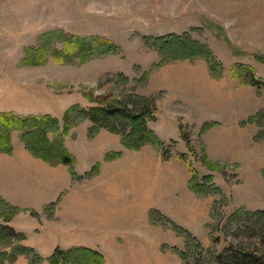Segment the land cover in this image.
Wrapping results in <instances>:
<instances>
[{"label":"rangeland","instance_id":"1","mask_svg":"<svg viewBox=\"0 0 264 264\" xmlns=\"http://www.w3.org/2000/svg\"><path fill=\"white\" fill-rule=\"evenodd\" d=\"M79 41L85 45H79ZM196 45L202 51L208 47L214 53L218 62L216 69L211 70L214 77L220 78L225 65L233 64L234 75L238 69L247 71L243 68L246 66L257 79L264 80V0H0V103L18 100L48 109L47 115L58 118L62 129L66 111L75 105L89 109L119 99L133 108L131 99L135 98L131 95L136 94L154 96L157 108L160 97L168 94L167 88L154 87L153 83L162 79L158 75L162 66L196 58L204 59L212 69L206 56L190 57ZM240 79L243 85L254 86L246 78ZM255 89L257 96L264 95L263 88ZM156 112L157 109L155 118L148 120L150 128L151 121L157 119ZM78 113L80 110L70 120L81 122L89 118L79 117ZM116 124L124 125L122 121ZM256 124L259 133L264 124ZM208 128L203 127V132ZM90 130V137L98 133L90 135ZM188 134L191 145L187 143L185 153L181 152L178 141H163L158 134L161 146L145 145L150 144L163 159L170 156L165 160L181 158L191 172V166L197 171L193 158L199 156L209 167L215 166L225 180L217 181L212 174L200 175L197 171L200 181L211 177L206 184L210 192L200 195H217L205 238L162 214H154V222L172 228L182 238L176 239L180 243H164L161 255L177 256L181 260L179 264H218V254L241 245L264 256V203L254 204L255 210L249 209L244 196H231L230 189L233 185L241 189L249 185L246 190L251 191L252 198L260 194L262 199V180L239 179L240 162L212 161L200 135ZM257 135L254 139L257 144L264 141V138L256 139ZM49 137L54 138L52 132ZM257 146L256 154H259V147L264 145ZM120 155L117 152L112 157ZM8 210L0 201V219H6L3 222L17 214L8 218ZM3 222L0 226L7 225ZM9 237L0 244V252L23 245L21 239L10 234ZM26 247L41 258L36 261L31 255L23 254L30 264H42L45 259L33 247ZM50 259L51 256L47 260ZM100 264H105L103 255Z\"/></svg>","mask_w":264,"mask_h":264},{"label":"crops","instance_id":"2","mask_svg":"<svg viewBox=\"0 0 264 264\" xmlns=\"http://www.w3.org/2000/svg\"><path fill=\"white\" fill-rule=\"evenodd\" d=\"M159 72L162 79L153 80L154 87L168 89V94L158 100L151 128L163 141H178L184 153L188 148L182 127L190 135H200L209 159L240 162L239 179L260 178L264 191V147L256 154L257 145L264 141L255 142L260 127L247 122L264 108V95L259 97L256 87L243 85L233 74V64L225 65L220 78L212 75L204 59L196 58L164 65ZM0 111L50 112L18 100L0 103ZM207 123L212 126L203 132ZM92 125L85 118L65 136V145L76 160V176L68 164H52L35 155L21 131H11V151L0 150V201L17 209V214L8 222L0 221L24 235L21 244L33 247L45 259L42 264H50L47 259L57 248H91L103 255L105 264H179L177 256L161 255V246L180 243L176 239L182 238L154 222L153 212L205 238L217 195L193 191V174L181 158L165 160L150 144L128 149L121 134L106 128L90 137ZM117 152L121 155L112 157ZM193 164L200 175L225 180L199 156ZM246 188L233 185L231 196H244L245 206L255 210L254 204L264 203V196L252 198ZM10 264L30 262L20 255Z\"/></svg>","mask_w":264,"mask_h":264},{"label":"trees","instance_id":"3","mask_svg":"<svg viewBox=\"0 0 264 264\" xmlns=\"http://www.w3.org/2000/svg\"><path fill=\"white\" fill-rule=\"evenodd\" d=\"M71 43L74 44V42ZM78 43L81 46L85 45V43H80V41ZM207 48L202 51L200 45H196L194 49L195 52L191 54L190 57L192 58L199 55L206 56L210 62L211 70H215L218 62L212 50ZM115 50L116 49L113 48V52H115ZM243 68H247V71H239L238 69L234 76L246 78V82L249 84L259 89H264V80L257 79L258 77L253 74L249 67L243 66ZM131 96L135 98L134 100L131 99V101L134 102L133 108H130L128 103L123 104V101L119 99L112 101L110 104L96 105L89 109H82L78 105L72 106L64 115L65 123L63 129L62 126H60V120L51 115H17L13 112L0 111V150L11 151V131L19 130L21 131L22 139L27 148L35 155L46 159L52 164H68L72 174L76 176L74 167L76 160L65 146L64 136L70 126L77 125L80 122L70 120L73 114L78 110H80V113H78L79 117L87 116L94 123L91 127L90 135H94L102 128H107L112 132L121 134L123 143L128 148L140 149L146 143L161 146L163 143L160 141L155 131L148 125V120L155 118V97H144L136 94ZM137 99L138 103H136ZM263 120L264 110L251 116L247 122L264 124ZM117 121H122L124 125L119 126L116 124ZM211 126L212 123H207L204 127L208 128ZM182 129L183 138L187 141L188 145H191L188 132L184 130V127H182ZM49 132L53 133V139H50ZM257 138H264V127L258 133L256 139ZM182 156L184 157V155ZM169 157L170 156H165L164 158L168 159ZM191 169L193 172V189L199 194H207V192H210L209 188H206V184L211 177H204L203 181H200V176L197 171L192 166ZM89 174H87V176ZM4 205L9 209L8 218L16 213L17 209L5 203ZM154 214L156 213L153 212V216H155ZM9 234L17 237V239L22 240L24 238V235L20 232H16L14 228L8 225H1L0 244L4 243L3 240L8 238ZM186 234L188 237H192L190 233L187 232ZM23 254L31 255L36 261L41 260L33 249L18 245L17 247H12L11 251L0 252V264H5L6 261L12 262ZM72 258L75 260L73 261ZM216 261L218 264H264V256L238 245L236 247H228L224 253L218 254L216 256ZM50 262L51 264H100L102 262V255L98 251L90 248H72L69 250L57 248L51 256Z\"/></svg>","mask_w":264,"mask_h":264}]
</instances>
